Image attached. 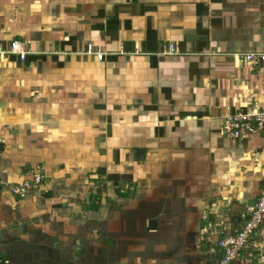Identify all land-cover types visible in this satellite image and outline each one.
Returning <instances> with one entry per match:
<instances>
[{
	"label": "crops",
	"instance_id": "1",
	"mask_svg": "<svg viewBox=\"0 0 264 264\" xmlns=\"http://www.w3.org/2000/svg\"><path fill=\"white\" fill-rule=\"evenodd\" d=\"M13 39L29 52L0 58L4 264H216L264 188V128L220 130L264 109V63L239 55L264 49V0H0ZM82 206L103 209L100 249L60 236ZM254 237L264 254V224Z\"/></svg>",
	"mask_w": 264,
	"mask_h": 264
},
{
	"label": "built area",
	"instance_id": "2",
	"mask_svg": "<svg viewBox=\"0 0 264 264\" xmlns=\"http://www.w3.org/2000/svg\"><path fill=\"white\" fill-rule=\"evenodd\" d=\"M28 52L26 40L13 39L6 45L0 42V58L6 55H13L20 60H24ZM85 52L93 54L99 61L103 59L105 54L100 46H93L92 44H87ZM174 53L175 49L172 44H168L167 48L161 52V54ZM239 55L245 62L264 63V49L246 51ZM263 128L264 109H258L251 112H236L226 115L220 130L223 136L236 139L246 133L257 132ZM41 183L42 176L35 171L31 173L29 178L10 185L9 191L13 195L23 196L28 190L39 188ZM2 185L3 181L0 179V188ZM262 224H264V188L260 191L255 203L246 208L245 218L240 224L238 231L234 235L224 236L218 240L217 245L221 255L216 264H232L240 260L244 249L249 245L255 250V264H264V254L260 252V247L254 240V234ZM0 264H2V258H0Z\"/></svg>",
	"mask_w": 264,
	"mask_h": 264
},
{
	"label": "rangeland",
	"instance_id": "3",
	"mask_svg": "<svg viewBox=\"0 0 264 264\" xmlns=\"http://www.w3.org/2000/svg\"><path fill=\"white\" fill-rule=\"evenodd\" d=\"M92 201L97 204L99 202L98 198L94 197L92 199ZM85 206H82V209L79 211H75V215H73V219H74V224H76V227H74L73 223H71V228H65V231L62 232V237L65 238L66 240V244L67 246H70V248H74L77 250L80 249H87L90 248L91 244H94V246H97L96 249H100L102 248L101 246V241H104L105 238L110 237L107 234H110L111 230H109L106 233H101L102 228H103V213L101 212L102 210L99 209H92V213L88 212L87 214L85 213ZM91 225L93 228V235H90V231L87 230V226ZM105 226V225H104ZM62 229V228H60ZM99 229L97 232V236H95L94 231ZM58 230V229H57ZM112 233V232H111ZM85 234H87L88 239L87 241H85ZM94 242V243H92ZM116 248V244H113ZM117 251V250H116ZM96 256L94 257V259L98 258V254L99 253H95ZM91 260V259H90ZM6 263V262H5ZM105 261L101 260H97L96 264H104ZM2 264H4V260L2 259Z\"/></svg>",
	"mask_w": 264,
	"mask_h": 264
},
{
	"label": "trees",
	"instance_id": "4",
	"mask_svg": "<svg viewBox=\"0 0 264 264\" xmlns=\"http://www.w3.org/2000/svg\"><path fill=\"white\" fill-rule=\"evenodd\" d=\"M0 258H1V255H0Z\"/></svg>",
	"mask_w": 264,
	"mask_h": 264
}]
</instances>
